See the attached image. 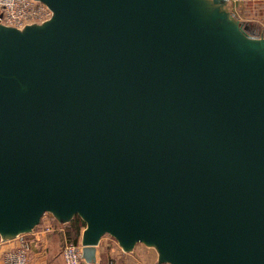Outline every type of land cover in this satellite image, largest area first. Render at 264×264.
<instances>
[{
  "label": "water",
  "instance_id": "1",
  "mask_svg": "<svg viewBox=\"0 0 264 264\" xmlns=\"http://www.w3.org/2000/svg\"><path fill=\"white\" fill-rule=\"evenodd\" d=\"M0 25V239L79 217L166 264H264V37L225 0H38Z\"/></svg>",
  "mask_w": 264,
  "mask_h": 264
},
{
  "label": "crops",
  "instance_id": "2",
  "mask_svg": "<svg viewBox=\"0 0 264 264\" xmlns=\"http://www.w3.org/2000/svg\"><path fill=\"white\" fill-rule=\"evenodd\" d=\"M225 8L230 15L246 28L248 33L264 37V0H225ZM31 232L25 233L28 242V264H63L61 248L65 240L80 242L84 226L74 227V218L67 223H59L50 215L46 216ZM51 229L45 230L47 222ZM76 229V230H75ZM70 233V235H69ZM70 238V239H69ZM17 238L0 239L1 253L13 247ZM92 264H166L158 262V254L152 247L137 244L131 251H124L109 236H104L95 249Z\"/></svg>",
  "mask_w": 264,
  "mask_h": 264
},
{
  "label": "built area",
  "instance_id": "3",
  "mask_svg": "<svg viewBox=\"0 0 264 264\" xmlns=\"http://www.w3.org/2000/svg\"><path fill=\"white\" fill-rule=\"evenodd\" d=\"M52 16L51 10L38 0H0V25L22 29L27 25L42 24ZM48 216L41 218V221ZM40 221V223H41ZM48 221L45 230H50ZM13 247L4 250L0 264H28V242L24 234L18 235ZM63 264H88L82 257L80 242L65 240L61 248Z\"/></svg>",
  "mask_w": 264,
  "mask_h": 264
},
{
  "label": "trees",
  "instance_id": "4",
  "mask_svg": "<svg viewBox=\"0 0 264 264\" xmlns=\"http://www.w3.org/2000/svg\"><path fill=\"white\" fill-rule=\"evenodd\" d=\"M250 34V33H249ZM252 35V34H251ZM253 36V35H252ZM255 37H257V36H255ZM74 226H73V228L74 227H77L78 225L79 226H84L85 224L83 223V221L79 218V217H75L74 218ZM76 230V229H75ZM69 235H70V233H69ZM71 238H73L72 240H73V242H77V237L75 236V237H71ZM70 239V238H69Z\"/></svg>",
  "mask_w": 264,
  "mask_h": 264
}]
</instances>
